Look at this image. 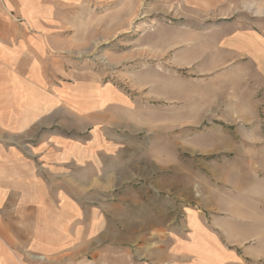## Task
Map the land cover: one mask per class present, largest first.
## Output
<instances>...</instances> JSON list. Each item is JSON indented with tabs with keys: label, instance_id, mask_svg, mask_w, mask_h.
<instances>
[{
	"label": "rangeland",
	"instance_id": "obj_1",
	"mask_svg": "<svg viewBox=\"0 0 264 264\" xmlns=\"http://www.w3.org/2000/svg\"><path fill=\"white\" fill-rule=\"evenodd\" d=\"M39 7L56 83L93 80L131 108L115 112L121 126L104 123L116 160L93 173L102 180L85 200L106 212L107 240L156 244L195 209L225 229L240 264H264V72L224 45L226 37L264 32V0H41Z\"/></svg>",
	"mask_w": 264,
	"mask_h": 264
},
{
	"label": "crops",
	"instance_id": "obj_2",
	"mask_svg": "<svg viewBox=\"0 0 264 264\" xmlns=\"http://www.w3.org/2000/svg\"><path fill=\"white\" fill-rule=\"evenodd\" d=\"M40 2L0 0V264H240L225 229L195 209L184 213L183 229L156 244L107 240L106 212L85 200L102 180L93 173L116 147L104 123L121 126L120 113L131 108L96 81L56 83ZM224 45L264 72V32L226 37ZM89 125L99 129L81 138L71 133ZM75 168L82 170L76 176Z\"/></svg>",
	"mask_w": 264,
	"mask_h": 264
}]
</instances>
